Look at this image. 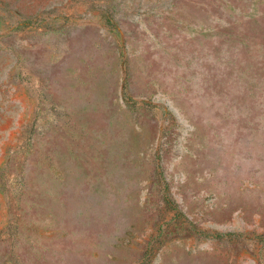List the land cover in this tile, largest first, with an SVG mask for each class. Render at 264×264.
Segmentation results:
<instances>
[{"label":"rangeland","instance_id":"rangeland-1","mask_svg":"<svg viewBox=\"0 0 264 264\" xmlns=\"http://www.w3.org/2000/svg\"><path fill=\"white\" fill-rule=\"evenodd\" d=\"M0 264H264V0H0Z\"/></svg>","mask_w":264,"mask_h":264}]
</instances>
